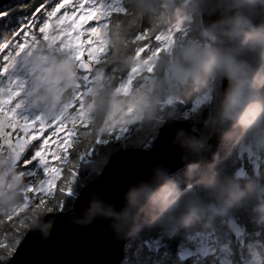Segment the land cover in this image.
<instances>
[{
  "label": "trees",
  "instance_id": "16d2710c",
  "mask_svg": "<svg viewBox=\"0 0 264 264\" xmlns=\"http://www.w3.org/2000/svg\"><path fill=\"white\" fill-rule=\"evenodd\" d=\"M47 1L12 0L9 5L7 4L8 8L5 14H9V17H21L23 24H26L33 14L39 15V7L45 5ZM116 2L117 0H113L111 4L107 5L106 8L110 9L105 17L110 16L111 19L105 20L103 25L106 36L110 38L107 49L115 47L110 54L115 53L111 61L117 66L116 69L121 70L119 80L123 79L138 58L145 59L152 54L150 53L147 57L138 55V49L142 47L139 42V35L145 30L149 33H156L159 36L174 33L175 47L180 45V42L190 41L196 42L198 46H205L206 38L203 37L204 28L200 20L199 14L201 12L198 4L197 13L192 16L193 20L189 23L183 17L189 11H192V6L185 3V0H177V3L167 13L158 15L139 14L133 8L131 0H119L118 4ZM49 5L47 4L44 7H49ZM114 12L117 15H112ZM182 28L183 31H181ZM152 42H155L154 37ZM211 44H213L212 47H219L220 41L216 39ZM161 53L169 56L164 49L159 51L154 64L155 71H160L159 61ZM239 53L248 58L246 49L239 51ZM112 78L111 83H113ZM108 85L107 94L104 98L98 99L94 114L88 120L89 132L82 139V145L89 146L98 137L105 136L108 133L101 131L103 130L102 126L107 111V98L109 99L110 97L108 94L112 92L113 87L112 84L111 86ZM193 86L192 84L190 96L200 95L197 91L194 93ZM179 93V98H181ZM161 98L160 90L157 89V93L153 97L155 103L152 107L155 109L160 108L158 118L166 119L169 116H179L181 114L180 109L170 113L168 108L159 107L158 101H161ZM204 106L206 111L200 118V122L207 120L211 113L210 107L208 105ZM133 120H135V123L132 125L139 126L141 123L137 118ZM211 123L213 126L210 124L209 128L201 127L203 131L198 133L200 138L202 133L205 135L214 131V123ZM143 125L147 127L145 123ZM111 128L112 130L116 129L114 126ZM140 135L142 136L143 133ZM133 136L134 138L128 143L134 147L136 139H139L136 136L135 129L133 130ZM251 136L247 130L239 127L236 132L229 135L220 145L218 155L211 165L207 167H185L172 175L169 186L155 199L135 237L126 245L125 258L121 264H244L245 260H242L244 256L242 257V254H240L242 242L234 239V234L227 224V220L230 217L245 225L247 231L251 234V237L246 241H253L260 253V257L254 264H264V228L261 222L264 212L260 209L261 202L257 198V185L264 183V149L259 151V173L255 174L254 164L245 162V157L250 154H245L239 158L235 147L238 141L246 138L250 140ZM245 184H248L253 190L251 196L245 195L241 191ZM165 190L171 192L168 201L160 199ZM226 195L228 199H225ZM191 198L214 201L220 208L225 209V213L219 215L214 211H207L198 215L186 214L184 204ZM171 200L176 201L174 213L165 211ZM8 203V199H6V202L0 203V218L5 217L3 209L6 208L10 211ZM73 203L65 211L71 209ZM55 212H58V209ZM43 217V215H40L32 223V227L41 223ZM3 229H0V234ZM153 241L160 242L157 250L149 247V244ZM186 246L194 248L195 254L190 259L181 261L178 258V252ZM202 248H206L209 251L204 256L199 253Z\"/></svg>",
  "mask_w": 264,
  "mask_h": 264
},
{
  "label": "snow or ice",
  "instance_id": "6c2138e0",
  "mask_svg": "<svg viewBox=\"0 0 264 264\" xmlns=\"http://www.w3.org/2000/svg\"><path fill=\"white\" fill-rule=\"evenodd\" d=\"M112 2L113 0H50L49 7L41 5L38 9L39 15L33 14L29 23L18 30L20 32L18 42L11 51L7 50L9 45L0 44V57H2L0 72L11 69L22 53L32 48L33 45L39 47L41 44H47L65 51L78 66L76 70L79 76L86 79L92 70L89 57L93 56L96 50L92 47L96 40L88 42L87 59L81 58L83 41L81 45L75 42L80 40L83 34L95 37L99 26L105 20L111 19L110 16L101 18L99 9L107 7ZM112 15H117V13L114 12ZM0 17H3L0 20V26L5 21L11 22L9 14L0 13ZM153 37L155 42H152ZM163 39L156 33H149L145 30L139 35L142 47L138 49V55L147 57L154 48L162 50L159 45ZM79 69H84V71H79ZM134 73L135 70L129 75L127 83L122 81L120 87H127L131 84ZM21 84L22 82L16 79H10L6 86L0 87V128H2L0 153L7 151L14 159V164L17 165V157L21 155L25 147L29 148L32 154L29 158L25 153L24 160V166L28 169L25 174L29 179L25 211L31 208L35 215L39 210L45 218L57 209L60 212L68 209L92 176H95L97 181L104 166L111 163L109 159L111 154L127 152L130 147H133L128 141L132 139L134 129L136 136L139 137L135 148L150 152L158 143L169 148L171 145L162 141L161 135L173 133L176 128H183L186 131L192 128L195 134V127L199 126L200 118L206 111L204 105L197 107L199 102L196 96L181 97L173 101V104L183 113L181 116L167 120L161 118L155 122H149L147 127L141 122L139 126L128 125L119 130H110L105 136L98 137L93 144L81 151L77 143L79 138L77 129L66 124L63 119L53 120L40 116L29 119L17 115L18 105L15 104L14 98L18 95ZM84 86L83 83L80 85L81 88ZM76 94L82 95L79 91ZM77 106L75 99L66 105L69 112L75 111ZM141 133H143L142 136ZM170 139L172 143V135ZM101 152L104 158L98 162L95 161L94 157ZM160 163L171 164L164 159H160ZM33 168L36 170L33 171ZM81 172H89L88 178L84 181L81 180ZM62 173H65L63 177ZM47 202H51L53 207H47ZM22 217H24L23 212L0 218V225L7 233H11V241H14L10 243L0 241V264H7L19 241L25 233L31 231L26 223L28 218ZM17 220L19 225L16 223Z\"/></svg>",
  "mask_w": 264,
  "mask_h": 264
},
{
  "label": "water",
  "instance_id": "95a60500",
  "mask_svg": "<svg viewBox=\"0 0 264 264\" xmlns=\"http://www.w3.org/2000/svg\"><path fill=\"white\" fill-rule=\"evenodd\" d=\"M11 1L0 0V8ZM223 8L220 0H200L204 30L211 21L218 18ZM211 35L222 41V47L229 43L220 37L216 29L211 30ZM235 44L236 42L230 46L234 47ZM91 69H94L92 65ZM221 89L223 93V87ZM174 100L176 92L166 89V106L172 108ZM170 118L173 117L165 120ZM238 128L217 119L215 130L204 145L200 142L198 132L193 134L192 128L187 131L176 128L173 133L161 135V140L171 145L169 148L158 143L150 152L130 147L127 152L111 154V163L104 166L97 181L95 177L85 185L71 209L50 213L48 218L43 217L41 223L30 228L31 231L25 233L7 264H121L125 258L126 245L135 237L145 215L158 195L167 187L171 176L185 167L211 165L218 155L220 145ZM178 129L184 131L178 132ZM190 143L192 146H189ZM28 150L25 147L17 157V165ZM253 150L252 140H242L236 152L241 158L245 154H252ZM160 159L171 164L160 163ZM8 162L11 167L16 166L9 153ZM7 181L8 173L0 174V189L6 188ZM257 188V198L261 201L264 196L261 183ZM132 191L141 195L136 205L129 206L127 195ZM92 202L98 203L101 210L93 211ZM188 207L197 209L191 215L207 211H214L219 215L225 213L224 208L209 200L191 198L184 204L185 209ZM126 208L127 216L124 215ZM108 210L119 214L120 218L105 215ZM194 254V248L186 246L178 252V258L186 261Z\"/></svg>",
  "mask_w": 264,
  "mask_h": 264
},
{
  "label": "clouds",
  "instance_id": "9594fccd",
  "mask_svg": "<svg viewBox=\"0 0 264 264\" xmlns=\"http://www.w3.org/2000/svg\"><path fill=\"white\" fill-rule=\"evenodd\" d=\"M224 5L222 13L205 28L211 34L216 29L226 42L223 47L198 46L182 42L169 57L161 53L159 61L160 95L170 86L175 88L181 83L208 76L217 77L223 87L222 96L217 104L215 118L242 127L251 135L264 140V0H220ZM177 0H131L139 14L158 15L167 13ZM242 43L248 58L239 54L230 44ZM45 57L47 59H45ZM23 74L28 81L25 99L40 111H46V104L54 86H62V77L70 70L67 53L56 48L49 49L47 44L37 49H28L18 58ZM149 81L133 98V103H142ZM152 92L157 89L152 87ZM150 99V98H149ZM178 129V132H183ZM189 146H192L191 143ZM251 196L253 190L248 184L241 190ZM141 193L132 191L127 195V204H137ZM171 192L165 190L162 201H168ZM225 199H228L227 195ZM176 201L171 200L165 208L174 213ZM93 211H100V205L91 203ZM7 211V209H3ZM194 207L185 209L186 214L195 213ZM127 208L124 215L127 216ZM105 215L120 218L119 214L108 210Z\"/></svg>",
  "mask_w": 264,
  "mask_h": 264
},
{
  "label": "rangeland",
  "instance_id": "374dc122",
  "mask_svg": "<svg viewBox=\"0 0 264 264\" xmlns=\"http://www.w3.org/2000/svg\"><path fill=\"white\" fill-rule=\"evenodd\" d=\"M118 3H119V0H117L116 4H118ZM185 3L191 4V6H192V11H189L183 17V19L185 21L190 23L193 20L192 16H194V14L197 13V4L199 5V10H200V0H185ZM47 4H50V0H48L45 5H47ZM8 5L4 4L5 7L3 6L0 8L1 9L0 13H7L6 9L8 8ZM45 5H43V6H45ZM109 9L110 8L107 9L106 7L99 9L100 17L104 18L108 14ZM199 15H200V20H201V14H199ZM30 19L28 20V22L30 21ZM178 26H179V24H178ZM181 31H183V28L181 29ZM161 37H163L164 39L162 40V43L159 45V48L164 49L169 54V57H171L173 50L176 48L175 47L176 41L174 39V33H168L166 35H162ZM203 37L206 38L204 44L207 47H212L213 44H211V42L213 43L217 39L215 36L206 33L205 30L203 32ZM78 41H80V40H78ZM209 41H211V42H209ZM219 41L221 44V45L219 44V47H222V41L221 40H219ZM181 43L182 42H180V44ZM188 43H194V44L198 45L196 42L190 41ZM50 46L53 47V45H50ZM92 47L97 49L96 45H92ZM234 48L237 50L238 53H239V51L246 49L245 46L240 42H236V44L234 45ZM159 51L160 50L155 49V50H153L152 54L149 57H147L145 59L138 58L135 61V63L132 65L131 69L123 77V79L117 81L118 83L116 85V89H114L110 93L109 99L107 98V100H108L107 101L108 102L107 111H106L105 117H104V123L102 126L103 130H101L102 132H109L110 130H112V128H111L112 126L116 127V130H119L122 127L132 125L133 123H135V120H133L134 118H137L139 122L145 123L147 126L149 125V122H155L156 120L160 119V118H158V113L160 111V108L155 109L152 107V105L155 103L153 101V97H155V94L157 93V92L156 93L152 92V87H155L156 89L160 90V78L158 75L159 71H155V69H154L156 56L159 53ZM133 70H135V73H134V79H133L132 83L128 84L127 87H123V88L120 87L122 81L124 83H127L128 77L130 74L133 73ZM149 81H151L152 84L146 90V96H145L143 102L142 103H133L132 102L133 98L140 95V90H141L142 86ZM192 84L194 85L193 86L194 93L197 91L200 94V95H196L197 100L199 102L197 104V107H199L200 105H208L210 107V111H211V113L208 116V119L200 122L199 126L195 127V131H197L198 133L199 132L201 133L203 131L201 129V127L204 126L206 128H209L210 124L212 125L211 122L214 123V128L216 127L217 119L215 118V113H216L217 103L219 102V99L222 96V89H221L222 83L217 77L208 76L206 78H198L196 80H189L186 83H181V84L177 85L175 88H173L171 86L169 88L173 89L176 92V95H177L176 99H179L178 93L180 91H182L181 93H179L180 97L187 98L190 96L189 93H190ZM169 88H167V89H169ZM220 90H221V93H220ZM160 100L161 101H158L159 107H162L163 109L168 108L170 113H172L173 111L179 110V108H177L175 105L172 108H169L166 106V103L164 101V93H163V96ZM182 114L183 113L181 112V114L179 116H181ZM169 117L176 118L178 116H169ZM162 119H165V118H162ZM210 131H211V129H210ZM212 133H213V131L208 132L205 135L202 133L203 138L202 137L200 138V142L202 145H204V143L206 142V140L208 139V137ZM132 138H134V136ZM136 140H138V139H136ZM242 140H244V139H241L240 141H242ZM250 140H252L254 152L245 157V162L246 163L247 162L253 163L254 167H255L254 172H255V174H258L259 173V167H258V165H259V151H262L264 149V140H261L260 138L255 137L253 135L251 136ZM240 141H238L236 143V145H235L236 148H237L238 144L240 143ZM245 141L248 142L249 140L246 138ZM103 158H104L103 152H101L97 157H94V160L98 162ZM63 175H65V173H62V177H63ZM80 176H81V180L84 181L86 178H88L89 172H81ZM94 177L95 176H92L90 179H88L87 183L89 181H91ZM25 181H26V183L23 184ZM170 182H171V178H170V181H169L167 187L169 186ZM58 183H59V181H58ZM21 184H23V187L20 188V196L18 198V199H20V204L17 205L16 202L14 201V199L11 196H8V201H9L8 208H10V211L12 212V214L10 211L7 210V211H5V217L17 215L18 213L23 212L24 217H22V218H25V217L28 218L26 220V223H27L28 229H30V228H32V223L35 222L36 219L41 214H40L39 210H37L36 214L33 215L31 208H28L27 211H25V209L27 208V203H25L26 189H27L28 184H29V179H26V180L21 179V181H20V177H17L15 179L14 183H12L11 186L9 187L8 194L11 193L12 191L17 190L21 186ZM262 190L264 191V183L262 184ZM57 195H59V194L57 193ZM6 199H7V197L0 198V203L6 202ZM12 201H14V202L11 203ZM38 202L39 201H37V203ZM259 202H261L260 209L264 212V196H263V200L259 201ZM20 206H22L23 208H20ZM46 206L47 207H53V204L51 202H47ZM14 208H16V209H14ZM17 208H20V209H17ZM261 222H262V227L264 228V215H263V219L261 220ZM16 223H17V225H19L18 220L16 221ZM227 224H228V227L231 229V231L234 234V239L239 240V242H242V245L240 246V249H241L240 254H242V257L244 256L242 259L243 261L245 260L244 264H254L256 262V260L260 257V253L258 252L257 246L255 243H253V241H249V240H248V242L246 241L247 239H249L251 237V234L247 231V227L240 222L238 223L236 220H234L231 217L228 218ZM1 228H3L2 225H0V229ZM0 235H1L0 241H3L4 243L14 242V241H11V233H7L6 230L3 229L1 231ZM159 245H160V242L158 243L156 241H153L151 244H149V247L153 248L154 250H157L159 248ZM208 252L209 251L206 248H202L201 250H199V253L202 256L206 255Z\"/></svg>",
  "mask_w": 264,
  "mask_h": 264
},
{
  "label": "flooded vegetation",
  "instance_id": "af4514ba",
  "mask_svg": "<svg viewBox=\"0 0 264 264\" xmlns=\"http://www.w3.org/2000/svg\"><path fill=\"white\" fill-rule=\"evenodd\" d=\"M2 19L3 18H0V20ZM9 19L11 21L10 23L5 21L3 25L0 26V44L9 45L7 50L11 51L18 42L17 38L20 35L18 30L22 29L27 23L23 24L21 17H9ZM93 39L96 40V43L93 45H96L97 47L93 53V56L89 57L91 65L94 67L93 71L88 73L86 79H82L76 70L78 66L75 65L74 60L67 54L68 61L71 65L70 70L62 77V86H54L52 88L51 97L46 104V111L37 110L27 103L25 97L28 88V81L23 74V69L20 67L19 59H17V62L11 69L0 72V87L6 86L10 79H16L22 82L18 95L14 98L15 104L18 105V107H16L18 116L27 117L29 119L34 116L47 117L53 120L63 119L66 124L77 129L79 136L77 143L79 144L81 151L85 150L87 147L86 145H82V139L88 134L87 132H89L88 120L94 114L95 105L98 102V99L101 97L104 98V96L107 94L106 89H109L107 88L108 84V86H111V84L113 85L111 91L116 89V85L118 83L117 81L119 80L118 78H120L121 73V70L116 69L117 66L111 61L115 56V53L113 52L110 54V52H112V49L115 47L107 49L108 44L110 43V38L106 36L105 27L103 24L99 26L95 37L83 34L80 41L77 40L75 42L77 45H81V41H83L81 58L87 59V45L88 42ZM111 44H113V42H111ZM47 47L49 49L56 48L60 50L54 45L53 47L47 45ZM30 49H36V46L33 45V47ZM0 59H2V57H0ZM45 59L47 58L45 57ZM76 59H78V57ZM79 71L81 70L79 69ZM111 78L113 83L110 82ZM82 83L85 85L83 88L80 87ZM78 91L79 93H82V95H77L76 93ZM109 94L108 96H110ZM74 99L77 101L78 106L75 111L69 112V109L66 107V105H68ZM0 131H2V128H0ZM27 154L30 158L32 153L28 150ZM25 158L26 157H24V159L15 167H11L8 162V152L5 151L0 153V174L8 173L7 186L3 190L0 189V198L7 197L8 199V196H11L17 205L20 204V199H18L20 196V188L23 187V184H25L26 181L21 184L17 190L12 191L9 194L8 189L11 184L14 183L17 177H20V181L21 179H28L27 175L25 174V171H28V169L24 166ZM32 170L34 171L36 169L33 168ZM14 201H12V203ZM25 203H27V199L25 200ZM20 208L23 207L20 206Z\"/></svg>",
  "mask_w": 264,
  "mask_h": 264
}]
</instances>
